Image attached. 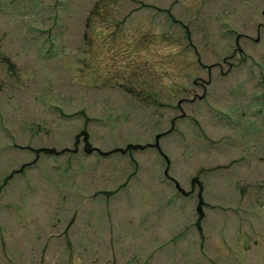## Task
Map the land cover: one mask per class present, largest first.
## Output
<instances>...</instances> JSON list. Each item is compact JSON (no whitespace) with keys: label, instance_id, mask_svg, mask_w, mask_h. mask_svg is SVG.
Wrapping results in <instances>:
<instances>
[{"label":"rangeland","instance_id":"374dc122","mask_svg":"<svg viewBox=\"0 0 264 264\" xmlns=\"http://www.w3.org/2000/svg\"><path fill=\"white\" fill-rule=\"evenodd\" d=\"M0 264H264V0H0Z\"/></svg>","mask_w":264,"mask_h":264}]
</instances>
